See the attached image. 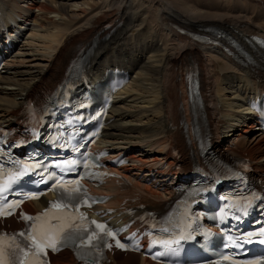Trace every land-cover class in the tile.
I'll return each mask as SVG.
<instances>
[{
	"label": "bare ground",
	"instance_id": "bare-ground-1",
	"mask_svg": "<svg viewBox=\"0 0 264 264\" xmlns=\"http://www.w3.org/2000/svg\"><path fill=\"white\" fill-rule=\"evenodd\" d=\"M11 21L29 27L24 40L39 45L25 42L34 53L20 49L0 75V128L19 122L20 111L43 84L59 85L82 51L89 50L94 75L116 67L133 72L100 142L130 157L118 173L131 185L121 190L113 181L100 190L113 197L106 207L127 201L133 206L139 198L146 210L165 212L174 192L154 189L145 179L160 169L155 183L162 184L184 170L183 158H196L200 124L217 134V149L248 157L254 172L264 173V135L246 122L245 108L264 91V0H0V28H12ZM214 42L228 44L229 51H214ZM27 56L46 65L26 66L30 62L19 58ZM196 76L200 95L194 92ZM175 146L182 159L172 155ZM45 205L28 206L36 213ZM11 226L18 229L15 222ZM112 260L153 264L137 254ZM54 263L74 264L75 258L64 252Z\"/></svg>",
	"mask_w": 264,
	"mask_h": 264
},
{
	"label": "snow or ice",
	"instance_id": "snow-or-ice-1",
	"mask_svg": "<svg viewBox=\"0 0 264 264\" xmlns=\"http://www.w3.org/2000/svg\"><path fill=\"white\" fill-rule=\"evenodd\" d=\"M16 166L14 169L7 173V181L0 183V206L9 209V214H11V209L22 203L19 199L9 200V195H30L38 196L39 193H22L14 189L13 185L21 181L23 177L29 174V171L35 172L36 167H40L41 171L35 174L40 177L37 182L33 180V183H45L46 177L44 176V169L47 168L46 165L41 166L38 163L36 165H31L28 163H21L20 161H13ZM3 165H0V169ZM0 175H3L0 172ZM49 175L55 177L56 173L51 172ZM62 179V178H61ZM55 183L63 188V184L60 183V179L55 180ZM70 183L76 184V180H72ZM51 188V185L49 186ZM85 191L78 188H64V191L60 194V202L51 205V209L61 210V209H77L80 207L81 203H88L86 197L81 193ZM215 189H213V192ZM256 199L260 197L256 196L255 193L252 194ZM244 214L247 215V207L244 209ZM0 215H3V211L0 210ZM23 219L31 221L29 228L26 232H21L19 235L23 237V243L16 242L15 237L11 238V243L5 241L3 237H0V264H45L43 257L47 255L46 249H52L57 251L59 248L66 247L68 245H83L85 243H91L95 237L100 243L93 244L92 247L99 249L101 245L106 247H112L108 244L105 237H111L116 242V247L126 250V244L116 239L113 230L106 229V226L102 223H97L95 221H86V217L80 214L79 217L74 215H69L67 211L57 213H52L51 211H46L45 213L38 215L36 217H30L25 214H21ZM79 219L80 224H75L74 221ZM55 220L57 223H52ZM87 224H94L95 229L100 230L103 235L98 234L93 230L87 237H84V233L87 232ZM260 234L264 235V226L260 229ZM247 237L251 238L255 235L254 232H249L246 234ZM231 238V237H230ZM193 240L191 234L184 235L183 233L178 239L165 241L164 246L167 249L165 253H162L165 257H176L178 264L179 253L182 250L181 241L188 242ZM247 242H252L250 239ZM264 242V241H261ZM175 245V247L173 246ZM246 264H264V256L256 258L251 261H247Z\"/></svg>",
	"mask_w": 264,
	"mask_h": 264
},
{
	"label": "rangeland",
	"instance_id": "rangeland-1",
	"mask_svg": "<svg viewBox=\"0 0 264 264\" xmlns=\"http://www.w3.org/2000/svg\"><path fill=\"white\" fill-rule=\"evenodd\" d=\"M199 1H201V0H199ZM86 8H87V7H86ZM29 34H30V33H28L27 35H29ZM32 41H34V40H31V41L29 40V41H27V42H32ZM27 42H26V43H27ZM35 42H36V41H34V44H35V45H39V44H38L39 42H36V43H35ZM22 45H23V43H22ZM22 45H21V46H22ZM26 48H27V47H25V44H24V46L21 47V50L23 49L21 53H22V54L25 53V54H31V55H32V51H33V50L31 51V50H28V49H30V48H27V49H26ZM33 53H34V51H33ZM19 59H20V60H19ZM19 59H17V60L21 61V60H23V59H26L27 62H30V63H28L26 66H31V65H36V64H38V65H46V63H45L44 61H35V62H33V59H36V58H33V56H27V57H25V58H19ZM37 60H38V59H37ZM25 69H26V68H25ZM4 76H5V75H4ZM231 139L233 140V138H229V139H227L226 141L229 142Z\"/></svg>",
	"mask_w": 264,
	"mask_h": 264
}]
</instances>
